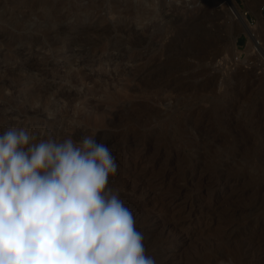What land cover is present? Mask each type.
<instances>
[{
	"label": "rangeland",
	"instance_id": "obj_1",
	"mask_svg": "<svg viewBox=\"0 0 264 264\" xmlns=\"http://www.w3.org/2000/svg\"><path fill=\"white\" fill-rule=\"evenodd\" d=\"M238 1L251 33L216 0H0V134H95L157 264H264V0Z\"/></svg>",
	"mask_w": 264,
	"mask_h": 264
},
{
	"label": "clouds",
	"instance_id": "obj_2",
	"mask_svg": "<svg viewBox=\"0 0 264 264\" xmlns=\"http://www.w3.org/2000/svg\"><path fill=\"white\" fill-rule=\"evenodd\" d=\"M94 136L0 134V264H157L109 187L116 158Z\"/></svg>",
	"mask_w": 264,
	"mask_h": 264
},
{
	"label": "built area",
	"instance_id": "obj_3",
	"mask_svg": "<svg viewBox=\"0 0 264 264\" xmlns=\"http://www.w3.org/2000/svg\"><path fill=\"white\" fill-rule=\"evenodd\" d=\"M216 6L217 8L221 9V10H225L227 11L228 13H230L231 15L233 14L234 15V10H233V7L235 8H239L245 15V18H246V15L248 14L247 10H244L243 7L240 6V3L238 0H216ZM236 4V5H235ZM261 10H264V2L261 6ZM249 23V22H248ZM250 24V23H249ZM253 39L255 40L256 44L254 46V50L255 51H259V47H260V40L258 38V36H256L255 34L253 35Z\"/></svg>",
	"mask_w": 264,
	"mask_h": 264
},
{
	"label": "bare ground",
	"instance_id": "obj_4",
	"mask_svg": "<svg viewBox=\"0 0 264 264\" xmlns=\"http://www.w3.org/2000/svg\"><path fill=\"white\" fill-rule=\"evenodd\" d=\"M236 5V4H235ZM233 10H234V15L230 14L231 18H234V19H238V21L240 22V24L243 25V29L245 31H247L248 33H251L252 32V26L245 20V15L244 13L239 9V8H235L233 7ZM67 96L69 95V93H65Z\"/></svg>",
	"mask_w": 264,
	"mask_h": 264
},
{
	"label": "trees",
	"instance_id": "obj_5",
	"mask_svg": "<svg viewBox=\"0 0 264 264\" xmlns=\"http://www.w3.org/2000/svg\"><path fill=\"white\" fill-rule=\"evenodd\" d=\"M244 39L241 40V43H243Z\"/></svg>",
	"mask_w": 264,
	"mask_h": 264
}]
</instances>
